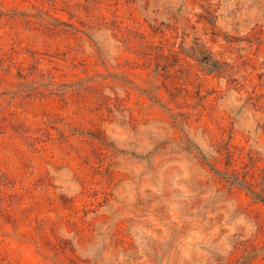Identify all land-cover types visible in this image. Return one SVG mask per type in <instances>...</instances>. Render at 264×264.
<instances>
[{"label":"rangeland","instance_id":"obj_1","mask_svg":"<svg viewBox=\"0 0 264 264\" xmlns=\"http://www.w3.org/2000/svg\"><path fill=\"white\" fill-rule=\"evenodd\" d=\"M0 264H264V0H0Z\"/></svg>","mask_w":264,"mask_h":264}]
</instances>
